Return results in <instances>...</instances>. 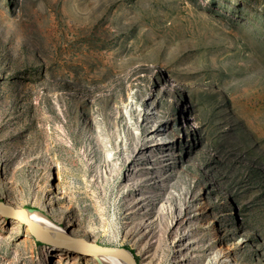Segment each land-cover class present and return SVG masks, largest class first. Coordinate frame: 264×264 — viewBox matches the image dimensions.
Here are the masks:
<instances>
[{"label":"rangeland","instance_id":"374dc122","mask_svg":"<svg viewBox=\"0 0 264 264\" xmlns=\"http://www.w3.org/2000/svg\"><path fill=\"white\" fill-rule=\"evenodd\" d=\"M0 201L140 264H264V0H0ZM51 247L0 214V264H99Z\"/></svg>","mask_w":264,"mask_h":264},{"label":"water","instance_id":"95a60500","mask_svg":"<svg viewBox=\"0 0 264 264\" xmlns=\"http://www.w3.org/2000/svg\"><path fill=\"white\" fill-rule=\"evenodd\" d=\"M0 212L3 214L14 216L17 219H19L24 225L28 227V230L30 234H32V236L34 237L35 241L39 243L55 246L58 248H66L71 251H74L75 253L84 254V255L95 256L97 254H101V255L112 256L122 260L125 264H140L139 261L138 262L136 261L133 254L124 248L103 247L97 244L89 243L85 248L73 249L70 248L69 246H65L62 243H59L58 241L49 239L35 230L34 226L32 225L31 221L29 220L25 212V209L23 208H13L0 201Z\"/></svg>","mask_w":264,"mask_h":264},{"label":"bare ground","instance_id":"6f19581e","mask_svg":"<svg viewBox=\"0 0 264 264\" xmlns=\"http://www.w3.org/2000/svg\"><path fill=\"white\" fill-rule=\"evenodd\" d=\"M25 212L31 221L32 225L34 226L35 230L42 234L43 236L58 241L59 243H62L65 246H69L70 248L73 249H81L87 247L88 243L85 242L84 240H77V241H66L64 239V235L59 233L55 228L51 220H49L48 217H43L37 214V212L32 209V208H25ZM1 215L3 213L0 212ZM41 214V213H40ZM51 246V245H50ZM53 250H57L55 246L51 247ZM94 259L99 263V264H125L122 260L112 257V256H107V255H101L97 254L94 256Z\"/></svg>","mask_w":264,"mask_h":264},{"label":"trees","instance_id":"16d2710c","mask_svg":"<svg viewBox=\"0 0 264 264\" xmlns=\"http://www.w3.org/2000/svg\"><path fill=\"white\" fill-rule=\"evenodd\" d=\"M129 251L133 254L134 258H135L136 261L138 262V257L135 255V253H134L132 250H129Z\"/></svg>","mask_w":264,"mask_h":264}]
</instances>
